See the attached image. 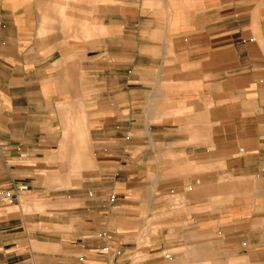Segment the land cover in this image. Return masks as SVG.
<instances>
[{"label":"crops","instance_id":"crops-1","mask_svg":"<svg viewBox=\"0 0 264 264\" xmlns=\"http://www.w3.org/2000/svg\"><path fill=\"white\" fill-rule=\"evenodd\" d=\"M77 1L0 0V264H264V0Z\"/></svg>","mask_w":264,"mask_h":264},{"label":"rangeland","instance_id":"rangeland-1","mask_svg":"<svg viewBox=\"0 0 264 264\" xmlns=\"http://www.w3.org/2000/svg\"><path fill=\"white\" fill-rule=\"evenodd\" d=\"M81 3V1H77L74 0V4L76 3ZM97 4L101 2V0H97L95 1ZM70 3L71 0H52V8L56 10L57 12V23L59 26H61V29L63 32L68 31V22H69V10H70ZM66 172L69 173V177H67V179H72V182L75 184V186L80 187L83 183V181L85 180V178L83 176H81L80 174L82 173V171L85 169V167L81 166L79 161H75V162H66ZM91 168V167H90ZM63 185L66 187H69L70 183L63 182ZM62 196H66L68 197L71 194L68 193H63L61 194ZM73 196L76 194H72ZM67 203V202H65ZM75 206V205H74ZM62 208H68L70 207L69 204H63L61 206ZM154 228V226H153ZM152 226H150V224L147 222V224H145L143 226V239H142V245L145 244H149V241H146L144 238H146L148 236V234L150 232H152ZM156 230V229H154ZM187 249V248H186ZM193 249L190 247V250ZM183 250L182 248H172L170 250H168L165 253H171L172 254V258L168 259L166 261H163V256L164 254H162V258H159L160 262L157 264H203L200 263L198 258L195 256H191V257H186L184 259H182L181 257H178L177 255L179 253H181ZM192 253V251L190 252ZM159 257L160 255H150L149 252H145V253H140L139 251H136L132 254V256H130L129 258H127L126 260V264H154L153 261L155 259V257Z\"/></svg>","mask_w":264,"mask_h":264},{"label":"built area","instance_id":"built-area-1","mask_svg":"<svg viewBox=\"0 0 264 264\" xmlns=\"http://www.w3.org/2000/svg\"><path fill=\"white\" fill-rule=\"evenodd\" d=\"M19 189H20V190H25V189H27V187L24 186V185H22V186L19 187ZM13 197H14V194H13L11 191H4V192H2V193L0 194V199H1L2 201H11V200H13ZM171 256H172L171 253H165L163 257H164L165 259H170Z\"/></svg>","mask_w":264,"mask_h":264}]
</instances>
